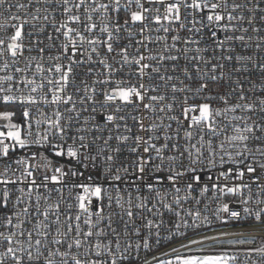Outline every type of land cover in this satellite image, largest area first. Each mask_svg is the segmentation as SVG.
Listing matches in <instances>:
<instances>
[{
	"label": "snow or ice",
	"instance_id": "obj_1",
	"mask_svg": "<svg viewBox=\"0 0 264 264\" xmlns=\"http://www.w3.org/2000/svg\"><path fill=\"white\" fill-rule=\"evenodd\" d=\"M254 255L264 0H0V264Z\"/></svg>",
	"mask_w": 264,
	"mask_h": 264
},
{
	"label": "built area",
	"instance_id": "obj_2",
	"mask_svg": "<svg viewBox=\"0 0 264 264\" xmlns=\"http://www.w3.org/2000/svg\"><path fill=\"white\" fill-rule=\"evenodd\" d=\"M197 195H198V193H197ZM210 196H211V193L207 194V197L199 205V209L202 212L204 211L205 204L208 205L207 214H209L210 218L213 219V221H214L213 229L209 230L207 234L212 235V234H218L220 232H241V231H245L247 229V224H245L243 221H241V222H232V223H230L229 225H226V226H222V225L219 224V222L215 221V218L213 216H211V213L214 210V208L216 207V205L210 201V199L208 198ZM231 201H232V198L228 197L227 200H225L224 202H230V208H235L236 204L235 203H231ZM183 207L185 209H187V208H195L196 206L194 204H185V205H183ZM221 216L224 217L225 214L221 213ZM170 219L174 221L175 217L172 216L171 213H167L166 212L165 216H164V220H165L164 227H165V229H167L169 227H172V225L169 223ZM259 246H260V240L257 239V243L255 245H253L252 247H259ZM232 254H238V253L233 252ZM253 259H255L257 261V264H260V257L258 255H254ZM240 264H250V262H246L244 260L243 256H241Z\"/></svg>",
	"mask_w": 264,
	"mask_h": 264
},
{
	"label": "rangeland",
	"instance_id": "obj_3",
	"mask_svg": "<svg viewBox=\"0 0 264 264\" xmlns=\"http://www.w3.org/2000/svg\"><path fill=\"white\" fill-rule=\"evenodd\" d=\"M219 234V233H218ZM212 235H216V234H212ZM228 238H233V239H235V238H237V237H226V239H228Z\"/></svg>",
	"mask_w": 264,
	"mask_h": 264
}]
</instances>
